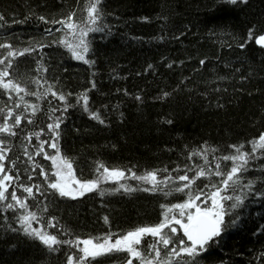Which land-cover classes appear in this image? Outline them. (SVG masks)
I'll use <instances>...</instances> for the list:
<instances>
[{"label": "trees", "instance_id": "obj_1", "mask_svg": "<svg viewBox=\"0 0 264 264\" xmlns=\"http://www.w3.org/2000/svg\"><path fill=\"white\" fill-rule=\"evenodd\" d=\"M87 2L0 0V43H11L16 49L36 48L15 59L13 76L22 77L20 83L30 91H43L52 85L57 91L72 93L68 96L70 104L87 88L90 109L98 111L105 121L101 124L80 106L64 113L58 145L61 154L72 160L77 178H96L99 163L125 171L120 181L102 183L104 196L93 191L72 199L46 190L47 181L40 175V168L31 171L20 142L24 133L37 132L41 127L45 131L39 139L33 136L29 151L34 152L32 146L40 140H49L46 125L51 121L47 117L60 116L61 112L48 110L60 109L64 102L51 94L43 99L25 96V101L37 104L41 111L33 115L23 104L16 109L32 117L33 123L22 120L19 129L24 132L14 138L13 151L8 154L10 158L20 156L17 167L21 177L9 193L15 189L17 195L26 196L17 187L21 182L42 186L40 192L34 189V198L28 199L31 210L37 212L38 222L33 221V226L43 224L61 240L100 238L109 232L115 238L137 226L159 222L163 211L160 205L182 202L186 194L173 191L164 197L144 191L151 185L133 179L132 172L139 176L167 169L158 176L185 172L192 176L185 165L195 168L205 162L200 156H190L191 152L210 146L208 168L212 170L217 157L234 151L230 145L244 144V150L250 151L248 142L264 134V48L254 42L255 35L264 32V0L236 5L228 0H102L104 32L90 34L88 58L95 61L91 66L73 59L63 46L53 43L64 31L61 24L51 23L71 11L76 12V19L83 20ZM253 26V39L248 40L247 31ZM38 43L45 47H37ZM241 43L245 44L243 49ZM6 55L7 50L0 48V57ZM37 77L47 81L39 89L33 83ZM17 99L15 94L9 98L0 90V122ZM45 151L50 155L55 152L48 145ZM256 156L243 180L245 184L254 181V186L251 191L244 190V205L232 210L239 214L236 224L225 229L218 243L210 242L199 264H264V196L256 195L264 191V156L259 152ZM34 158L51 178V161L43 154ZM220 163L222 170L230 169L231 161ZM5 164L11 167L8 161ZM220 179L213 176L211 183L218 184ZM119 183L137 190L109 191ZM206 183L209 181L201 177L193 187L203 188ZM2 209L0 204V264H66L67 254L76 251L67 244L59 251H48L22 231L12 230L20 228L16 216L23 210L14 214ZM49 222L56 227H50ZM146 239L151 242L150 237ZM124 260L125 253L105 254L92 264H124Z\"/></svg>", "mask_w": 264, "mask_h": 264}, {"label": "snow or ice", "instance_id": "obj_2", "mask_svg": "<svg viewBox=\"0 0 264 264\" xmlns=\"http://www.w3.org/2000/svg\"><path fill=\"white\" fill-rule=\"evenodd\" d=\"M228 2L236 5L237 3H247V0H228ZM101 4L102 0H88L84 9L85 17L83 20L76 19V12L71 11L62 19L51 21L53 24H61L64 31V35L59 40H54L53 43L63 46L73 59L90 66L95 63L94 60L88 58L91 51L90 34L104 32V27L101 26L103 17ZM0 19L3 17L0 16ZM39 19L46 21L44 16H40ZM254 31L255 26L248 29V40L253 39ZM254 42L264 48V32L255 35ZM37 47L42 49L45 45L38 43ZM239 47L243 49L245 44L241 43ZM0 48L7 50V55L0 57V65L3 66L0 67V90H3V94L9 98H13V94L18 98L14 107H7L2 122H0V134H3L0 137V204H3L2 210L5 212L12 210L15 214L23 210L16 216L20 228L12 229L13 231H22L27 237L39 241L48 251H59L61 246L65 244L74 247L76 251H70L67 254L66 264H92L99 256L115 253H125L124 264H134V261L136 264H199V260L204 259L202 253L208 252L210 242L218 243L217 238L221 237L225 229L236 224L239 214L232 212V210L239 209L244 205V190L247 188L251 191L254 186V181L251 180L246 184L243 183L244 174L248 171L250 161L257 159V152L264 156V134H260L258 138L248 142L251 144L250 151L244 150V144L230 145L229 147L234 151L217 157V163L212 170L208 168L207 148L210 146L206 145L203 150L191 152L190 156H200L205 162L204 165H196L195 168L185 165L188 171L193 172L192 176H189L188 172L176 176L171 174L158 176V172H167V169L146 171L139 176L132 172L131 177L133 179L151 185L144 188V191L159 193L164 197L170 196L173 191L185 193L187 196L179 203L161 204L162 219L155 224L137 226L124 234L116 235L115 238L114 234L109 232L100 238L82 239L80 236H76L71 240H61L57 234L46 231L43 224L39 228L34 227L33 221L38 222L37 212L31 210L28 199L29 197L34 198V189L36 192H40L42 186L27 185L21 182L17 187L23 189V192L27 194L26 196L17 195L15 189L9 193V188L21 177L20 168L17 167L20 156L10 158L8 154L13 151L14 138L24 132L23 129H19L22 120L26 119L28 124L33 123L32 117H25L23 112L18 113L16 109H19L23 104V108L33 115L41 111L37 104L25 101L26 95L43 99L51 94L64 102L62 108H49L48 110L51 113L61 112L60 116L50 115L47 117L51 121L46 125L50 133L49 140H40L38 145L32 146L35 151H29L33 136L39 139L45 131L41 127L37 132L27 131L24 133V140L20 142L23 156H26L27 162L31 164V171L35 172L37 167L40 168V175L47 181L46 190H53L60 197L72 199L83 197L86 193L93 191H98L100 196H104L106 193L101 188L102 183L120 181L125 177V171L115 168L109 169L104 164L99 163L96 168L98 173L96 178L78 179L72 160L61 154L58 139L61 135V124L66 118L64 113H67L70 107L80 106L93 119L98 120L101 124L105 122L98 111L91 110L89 107L90 97L87 94L89 89L85 88L83 92L76 94L74 104L68 103V96L73 95L72 93L65 94L62 91H57L52 85H48L43 91H30L26 85L20 83L22 77H14L11 70L17 57L35 52L36 48L29 46L16 49L11 43H0ZM200 63L203 64L204 61L201 60ZM38 66L43 67L39 62ZM149 67L152 66L149 65ZM43 71L46 72L47 68H43ZM33 83L39 89L42 83H47V81L42 82L37 77ZM91 87H96L95 81L91 82ZM164 95L166 96L168 93H164ZM137 99L140 97L137 96ZM45 145L54 149V154L50 155L46 152ZM212 151H219V149H212ZM41 154L45 159L51 161V178L34 158ZM221 160L231 161L229 170L221 169ZM5 161L11 165L10 168H6ZM13 170H15V174H13ZM25 171L27 172L28 169ZM178 171L179 169H177ZM213 176L221 178L218 184L211 183ZM201 177L206 178L209 183H206L203 188H194L193 185ZM27 178L32 180L31 175H28ZM207 188H210L211 191L206 192L205 189ZM121 189L126 193L137 190L130 185L119 183V187H113L109 191L118 192ZM256 195L264 196V191H257ZM46 210L45 207L44 211ZM103 219L107 223L108 217L105 216ZM51 220H56V217L53 216ZM49 226L56 227L51 222H49ZM9 227L11 226L9 225ZM148 237L151 238V242L147 241L146 238Z\"/></svg>", "mask_w": 264, "mask_h": 264}]
</instances>
